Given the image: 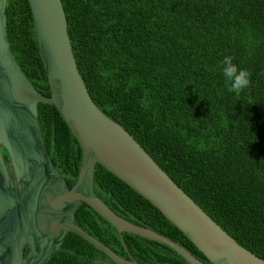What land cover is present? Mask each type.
<instances>
[{
  "label": "trees",
  "instance_id": "trees-1",
  "mask_svg": "<svg viewBox=\"0 0 264 264\" xmlns=\"http://www.w3.org/2000/svg\"><path fill=\"white\" fill-rule=\"evenodd\" d=\"M61 1L76 65L97 107L206 213L264 258V0ZM5 16L17 63L49 94L28 0H7ZM226 55L252 73L239 95L228 91L221 71ZM36 111L51 158L72 184L82 157L78 140L52 104L37 102ZM93 189L125 216L208 262L174 223L100 163ZM122 235L135 260L180 264ZM108 262L69 231L44 264Z\"/></svg>",
  "mask_w": 264,
  "mask_h": 264
},
{
  "label": "water",
  "instance_id": "water-1",
  "mask_svg": "<svg viewBox=\"0 0 264 264\" xmlns=\"http://www.w3.org/2000/svg\"><path fill=\"white\" fill-rule=\"evenodd\" d=\"M6 1L0 0V264H44L69 231L94 244L109 264H144L134 259L122 234L180 264H264V258L206 213L138 140L97 107L73 56L62 1L28 0L49 94L31 83L15 59L5 28ZM37 102L57 109L82 149L72 184L59 173L42 138ZM97 163L145 197L208 262L125 216L96 192Z\"/></svg>",
  "mask_w": 264,
  "mask_h": 264
},
{
  "label": "clouds",
  "instance_id": "clouds-1",
  "mask_svg": "<svg viewBox=\"0 0 264 264\" xmlns=\"http://www.w3.org/2000/svg\"><path fill=\"white\" fill-rule=\"evenodd\" d=\"M221 71L225 78L228 91L234 92L236 95L252 83V73L248 69L239 68L233 63L231 56H224L220 61Z\"/></svg>",
  "mask_w": 264,
  "mask_h": 264
}]
</instances>
